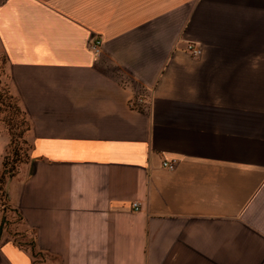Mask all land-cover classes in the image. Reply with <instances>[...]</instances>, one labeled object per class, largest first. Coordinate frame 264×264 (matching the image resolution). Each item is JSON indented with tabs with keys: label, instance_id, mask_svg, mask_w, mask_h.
Instances as JSON below:
<instances>
[{
	"label": "crops",
	"instance_id": "1",
	"mask_svg": "<svg viewBox=\"0 0 264 264\" xmlns=\"http://www.w3.org/2000/svg\"><path fill=\"white\" fill-rule=\"evenodd\" d=\"M0 57L29 158L0 264L30 233L42 264H264V0H0Z\"/></svg>",
	"mask_w": 264,
	"mask_h": 264
},
{
	"label": "trees",
	"instance_id": "2",
	"mask_svg": "<svg viewBox=\"0 0 264 264\" xmlns=\"http://www.w3.org/2000/svg\"><path fill=\"white\" fill-rule=\"evenodd\" d=\"M3 89L0 90V113H5L6 117L0 120L3 123L4 128L9 137V144L6 154L3 157L2 167L0 171V211L2 213V218H4V226L18 224L20 222V216L15 209H12L7 204V197L5 194V183L8 179L13 177L18 169V166L28 161V151L27 154H23L20 148H15L12 150L13 160H9L7 157L8 151L10 149V144L14 143V146L24 144V133L27 131L28 124L25 115L20 110L17 102L13 96L9 94L7 84H5ZM28 146V145H27ZM10 213L15 215L16 222H10ZM11 223V224H10ZM24 236H21V238ZM13 243L19 248H27L33 259V264H42L43 256L34 249L33 237L30 233V237H26L25 242H21L20 239L13 237Z\"/></svg>",
	"mask_w": 264,
	"mask_h": 264
},
{
	"label": "built area",
	"instance_id": "3",
	"mask_svg": "<svg viewBox=\"0 0 264 264\" xmlns=\"http://www.w3.org/2000/svg\"><path fill=\"white\" fill-rule=\"evenodd\" d=\"M88 49L91 52L93 58L97 60L101 55V43L97 39H91L88 44ZM185 52L193 59H197L201 53L202 49L199 44L195 43H188ZM120 84L123 86V88H130V97L128 100V105L131 110L138 111V112H147V105H146V96L145 92L141 90L139 87L133 86L129 80H126L125 78L118 77ZM177 165L176 160H170V161H163L161 162V168L167 170V171H173ZM133 211H138V204L133 203L132 204Z\"/></svg>",
	"mask_w": 264,
	"mask_h": 264
},
{
	"label": "rangeland",
	"instance_id": "4",
	"mask_svg": "<svg viewBox=\"0 0 264 264\" xmlns=\"http://www.w3.org/2000/svg\"><path fill=\"white\" fill-rule=\"evenodd\" d=\"M6 78H7V70H6V66H5V62L3 60L2 57H0V90H2L6 84ZM6 117V114L3 112V113H0V120H2L3 118ZM2 125H4L3 123H0ZM20 148L21 152L25 155L27 154V151H28V146H27V143L25 142L24 144H20V145H16V147L14 146V143L13 144H10V149L8 151V159L9 160H13V155H12V150L15 149V148ZM1 205V203H0ZM10 222H16V217L15 215L11 214L10 213ZM11 224V223H10ZM29 238V236H28Z\"/></svg>",
	"mask_w": 264,
	"mask_h": 264
},
{
	"label": "water",
	"instance_id": "5",
	"mask_svg": "<svg viewBox=\"0 0 264 264\" xmlns=\"http://www.w3.org/2000/svg\"><path fill=\"white\" fill-rule=\"evenodd\" d=\"M3 223H4V218L2 219L1 224H0V234H1V231H2Z\"/></svg>",
	"mask_w": 264,
	"mask_h": 264
}]
</instances>
